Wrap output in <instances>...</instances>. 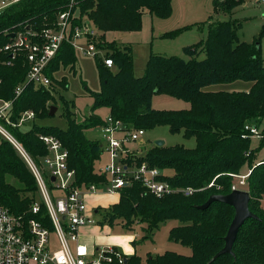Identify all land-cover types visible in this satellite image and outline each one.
<instances>
[{"label":"trees","instance_id":"1","mask_svg":"<svg viewBox=\"0 0 264 264\" xmlns=\"http://www.w3.org/2000/svg\"><path fill=\"white\" fill-rule=\"evenodd\" d=\"M77 2L79 16L74 22L80 23L85 17L94 22L100 35L88 41L105 48L106 56L113 59L114 66L108 67L102 59H97L101 86L98 91L86 87L93 97L92 113L88 117L79 121L67 108L66 128L41 125L36 119L50 116L51 106L57 105V88H68L65 76L58 77L57 73L61 68H74L76 63L75 48L64 42L48 69L54 82L52 86L29 84L14 100L13 122H18L27 110H33L36 115L26 130L6 124L27 152L40 161L48 154L40 136L53 135L67 148L69 165L76 170L79 185L104 182L106 176L97 167L104 153L102 142L86 134L87 129L105 124V120L95 113L100 108H108L111 116L129 128L148 130L166 125L172 133L183 132L185 138H195L196 141L192 148L155 144L142 153L123 159L129 166L146 162L162 171L173 170L171 175L163 172L161 179L181 191L158 197L140 181L133 180L121 189L119 202L104 213V221L110 224L121 219L127 228H134L133 224L144 225L145 238L151 237L161 223L177 220L179 224L170 229L169 239L190 247L191 254L166 251L142 257L135 252L125 254L123 262L115 257L111 263L104 264H264V158L256 161L264 137L261 145L253 148V136H248L249 131L245 129L247 124L255 125L264 135V56L261 45L257 46L264 35V24L255 39L247 42L238 34L242 20L211 21L208 37L185 48L189 59L151 53L144 74L136 76L132 47L110 41L107 33L139 31L145 11L162 18L170 17L172 0ZM68 3L69 0H19L0 11V98H15L16 88L28 72L24 55L12 56L11 52L1 48L12 40L14 33L27 26L40 30L54 25ZM242 3L243 0L216 1L215 11L231 15ZM202 53L204 58L199 57ZM237 80L249 81L252 85L248 91L210 88ZM155 94L183 99L190 106L155 109L152 107ZM246 165L249 168L244 174L249 175L241 189L249 191V207L257 217L248 218L239 228L233 246L235 255L224 253L211 261L225 246L235 208L221 201H213L207 208L199 206L213 194H229L234 183L239 181L237 175H243ZM9 177L18 179L23 187L9 182ZM211 183L213 185L209 186ZM36 188L34 175L16 148L1 138L0 201L12 213L30 217L32 199L29 194ZM187 188H192L193 192L186 193ZM136 242L135 238L133 244Z\"/></svg>","mask_w":264,"mask_h":264},{"label":"built area","instance_id":"2","mask_svg":"<svg viewBox=\"0 0 264 264\" xmlns=\"http://www.w3.org/2000/svg\"><path fill=\"white\" fill-rule=\"evenodd\" d=\"M17 1L0 0V11ZM261 1L264 3V0ZM77 7V0H69L54 25L40 30L27 26L14 33L12 40L1 48L11 52L12 56L24 55L28 62V72L24 81L17 86L15 98H0V139L10 141L24 158L34 175L37 188L29 194L32 199L30 217L12 213L0 201V264H104L111 263L115 257L123 262L125 253L115 246L100 249L98 257L89 259L90 251L87 244L80 241V230L84 225L94 222L96 212L95 208L87 205L86 196L105 193L120 198L121 189L133 180L140 181L158 197L181 191L161 179L163 171L160 168L150 167L146 162L130 166L123 162L129 155L143 152L130 144L140 139L145 130L129 128L111 115L100 126V141L107 161L99 168L106 180L99 184H78L76 170L69 165V152L57 137L40 136L47 146L48 154L37 161L7 128L6 124H9L22 129L35 120V112L27 110L18 122H13L11 115L14 100L29 84L46 88L52 86L54 82L48 69L64 42H69L75 50L79 49L95 57L99 55L97 50H100L103 53L100 59L108 67L114 66L113 59L106 56L105 48L88 41L100 35L94 22L86 17L80 23L74 22V18L79 16ZM81 40L85 41L86 46L82 45ZM245 129L249 131L248 136L264 137L255 125L247 124ZM248 175H237L240 184L245 183ZM235 189L240 188L235 184L232 190ZM185 192L192 193L193 189L187 188ZM52 234H55V239Z\"/></svg>","mask_w":264,"mask_h":264},{"label":"rangeland","instance_id":"3","mask_svg":"<svg viewBox=\"0 0 264 264\" xmlns=\"http://www.w3.org/2000/svg\"><path fill=\"white\" fill-rule=\"evenodd\" d=\"M216 1L222 0H172L173 11L170 17L162 18L145 11L142 17V28L139 31L109 32L108 39H110V41L115 40L120 46L129 45L132 47L134 73L136 76H142L145 72L151 53L168 56L177 55L189 59L190 56L186 54L185 48L208 37L209 23L211 21H224L244 17L245 10L242 9L243 6H240L241 9L238 7L235 8L231 16L224 12L215 11ZM253 24L255 23L247 22L242 28H240L238 34L241 40L252 41V39H255L261 28L258 27L255 29ZM169 33H174V35L165 36ZM263 37L264 36H262V38ZM81 43L86 46L84 40H81ZM97 52L99 55L95 57L76 49L77 59L74 68H61L58 72V77L65 76L67 79L68 88H61L62 86L58 85L61 87H58L55 92L57 100V105L55 106L58 107L55 115L48 116L44 119H36L37 123L45 126L56 125L66 128L68 126V118L65 115L67 108L75 114V117L79 121L84 120L92 113L91 106L93 104V97H91L86 87L93 91L100 90L101 83L97 67V59H100V57L103 56V53H101L100 50H97ZM199 57L204 58L205 54L202 53ZM241 84H243V86ZM247 84L252 85L249 81L237 80L232 84H215L210 86V88L212 90L229 91L245 88L244 85ZM189 106V102L166 94H155L152 99V107L155 109H185ZM97 111L102 115H105L107 112L106 108H100V110L98 109ZM30 126L31 123H28L27 128ZM23 130L26 129L23 128ZM100 132L101 129L99 126L86 130L87 136L91 139L99 137ZM157 140H163L165 142L164 145L166 146L184 145L187 148H192L196 145L195 138L187 139L184 137L183 132L172 133L169 126L166 125L145 130V134L130 145L133 148H137V150L146 151L155 145ZM252 142L253 144H256L261 141L254 138ZM19 156L24 160L20 154ZM106 160L107 155L106 153H103L101 160L97 162V166L100 167ZM24 162L26 163L25 160ZM26 165L28 166L27 163ZM163 172L168 175L173 174V170H166ZM8 181L16 187H23V184L16 178L9 177ZM235 184L238 185L240 189L245 185V183L240 184V181H237L234 185ZM36 197L39 196L36 195ZM116 199L118 200L117 196L105 193H96L86 196V203L89 207L91 206L90 208L98 207L100 209L99 213H94V222L89 223L91 224L89 225L91 226L90 230L93 229L92 236L95 237L93 242H95L94 244L97 245V247L103 249L113 246L112 244L104 245L99 243L100 240H97L96 237L100 236L106 238L105 242L111 240L116 242L115 246L125 254L129 251V244L133 245L137 249V253L142 257H146L148 253L157 255L166 251H174L185 255L191 254L192 250L190 247L169 239L170 229L179 224V221L177 220H167L161 223L159 228L154 231V234L148 238L144 237L146 233L143 228L144 225L133 224L132 227L134 228H127L121 219L116 220L113 224H110L107 221L105 222L104 213L106 209H109L117 202ZM109 204L110 206L106 208V205ZM98 226L104 227L101 229L102 231ZM107 226L110 227L109 231H106L107 229L105 227ZM132 236L137 240L135 245L130 243V241L128 242V239ZM55 237V234H52V238L55 239ZM80 241L84 243L81 236V230ZM91 256L92 254H90L89 259H93ZM96 257H98V255Z\"/></svg>","mask_w":264,"mask_h":264},{"label":"crops","instance_id":"4","mask_svg":"<svg viewBox=\"0 0 264 264\" xmlns=\"http://www.w3.org/2000/svg\"><path fill=\"white\" fill-rule=\"evenodd\" d=\"M240 6H243V8L242 9H244L245 11V14H244V17L243 18H233V19H241V20H243V24H242V26H241V28L243 27V25L245 24V23H247V22H254L255 24H253L254 25V27H255V29L256 28H262V26H263V24H264V3L261 1V0H243V3L242 4H240V5H238L237 7L239 8V9H241L240 8ZM236 7V8H237ZM235 10V9H234ZM231 16V15H230ZM256 20H257V22H256ZM240 30V29H239ZM261 30V29H260ZM239 32V31H238ZM264 36V35H263ZM107 39H108V33H107ZM110 40V39H109ZM254 39H252V41H253ZM252 41H247V42H252ZM260 45H261V50H262V54H263V56H264V37L263 38H261V43H260ZM57 75H58V73H57ZM236 82V81H235ZM235 82H233V83H235ZM229 84H232V83H229ZM242 86H243V84H241ZM245 86V88H242V89H233V90H229V91H240V90H242V91H248L249 89H250V87H251V84H247V85H244ZM100 110V109H99ZM106 110H107V112H106V114L105 115H102L100 112H98L97 110H96V114H98V115H100L101 116V118L103 119V120H105L109 115H110V110L108 109V108H106ZM32 124V123H31ZM27 126H28V124L25 126V127H23V128H25V129H28L27 128ZM31 127V126H30ZM101 132H100V134H99V137H97L96 139H99V140H101ZM254 138H256L257 140H260L261 142H258V143H256V144H253V142H252V147L253 148H257V147H259L260 145H261V143L263 142V138H260V137H258V136H253L252 137V141H253V139ZM143 151V150H142ZM264 158V145L259 149V151H258V153H257V157H256V161L258 162V161H260V160H262ZM107 161V160H106ZM105 161V162H106ZM104 165V164H103ZM103 165H101L100 167H102ZM98 167V166H97ZM100 167H98V168H100ZM248 165H246V166H244V168H243V173H246L247 171H248ZM119 199L120 198H118V200L116 199V201L117 202H119ZM116 202V203H117ZM110 206V204L109 205H106V208H108ZM91 207V206H90ZM94 208V207H93ZM98 208V207H97ZM96 207H95V211L94 212H96L97 210L99 211L100 209L98 208L97 209ZM96 213H99V212H96ZM89 225H91V224H86V225H84L82 228H81V236H82V240L84 241V243L85 244H87V246H88V248H89V251H90V254H92V256H91V258H93V259H95L96 258V256L98 255V250H100V247H97V245H95L94 243L95 242H93L94 241V239H95V237L94 236H92V230H90L91 229V226H89ZM96 225V224H95ZM98 228L101 230V229H103L104 227L102 226H98ZM107 230L106 231H109V229H110V227L109 226H107V227H105ZM102 231V230H101ZM96 239L98 240H100V242L99 243H101V244H104V245H106V244H112L113 246H115V244H116V242H114L113 240H111V241H107V242H105L106 240V238H104V237H100V236H97L96 237ZM109 239V238H108ZM135 240V237L134 236H132V237H130L129 239H128V242L130 241V243H133V241ZM129 244V243H128ZM95 246V247H94ZM115 247H117V246H115ZM118 248V247H117ZM119 249V248H118ZM135 252H137V249L133 246V245H130L129 244V251L126 253V255H132V254H134Z\"/></svg>","mask_w":264,"mask_h":264},{"label":"water","instance_id":"5","mask_svg":"<svg viewBox=\"0 0 264 264\" xmlns=\"http://www.w3.org/2000/svg\"><path fill=\"white\" fill-rule=\"evenodd\" d=\"M14 36V34L12 35ZM259 47L260 44L257 43ZM58 107L53 105L50 108V116L55 115ZM156 144L162 146L165 144L163 140H157ZM213 201L225 202L235 208V216L231 222L227 235L225 237V246L220 250L211 261L218 258L224 253L235 255L233 251L234 243L237 239L239 228L244 224L248 218H256L257 215L251 212L249 203H250V193L244 189H235L232 190L229 194H213L205 202V204L200 205V208H207ZM98 212V210L96 211Z\"/></svg>","mask_w":264,"mask_h":264}]
</instances>
